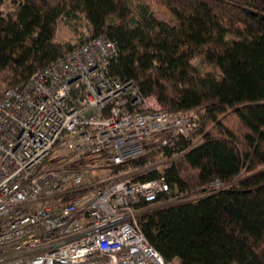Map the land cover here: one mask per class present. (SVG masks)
<instances>
[{
    "label": "trees",
    "instance_id": "16d2710c",
    "mask_svg": "<svg viewBox=\"0 0 264 264\" xmlns=\"http://www.w3.org/2000/svg\"><path fill=\"white\" fill-rule=\"evenodd\" d=\"M99 34L119 45L114 75L196 116L163 147L177 156L162 173L171 193L200 196L146 214L148 241L165 264H264V0H0V98ZM214 178L227 185L202 195Z\"/></svg>",
    "mask_w": 264,
    "mask_h": 264
},
{
    "label": "built area",
    "instance_id": "2783aa9c",
    "mask_svg": "<svg viewBox=\"0 0 264 264\" xmlns=\"http://www.w3.org/2000/svg\"><path fill=\"white\" fill-rule=\"evenodd\" d=\"M119 50L105 34L89 37L3 90L0 264H165L140 221L168 201L200 196L171 193L162 173L177 156L163 147L196 116L114 75ZM54 151L66 155L53 159ZM149 154L135 170L118 167ZM151 168L160 175L133 178ZM226 185L211 179L202 195Z\"/></svg>",
    "mask_w": 264,
    "mask_h": 264
},
{
    "label": "rangeland",
    "instance_id": "374dc122",
    "mask_svg": "<svg viewBox=\"0 0 264 264\" xmlns=\"http://www.w3.org/2000/svg\"><path fill=\"white\" fill-rule=\"evenodd\" d=\"M66 35H68L67 33H65ZM64 155H66V152H57V151H54L53 153H52V157L51 158H53V159H56V158H58V157H60V156H64ZM125 169V168H124ZM135 170L136 168H134V167H128V168H126L125 170L126 171H128V170ZM186 200V199H184V198H181L180 200H171V201H168L166 204L167 205H172V204H176V203H179L181 200ZM188 199V198H187Z\"/></svg>",
    "mask_w": 264,
    "mask_h": 264
}]
</instances>
